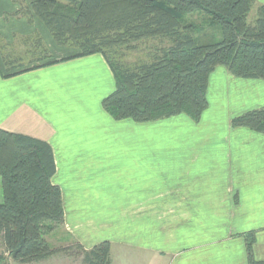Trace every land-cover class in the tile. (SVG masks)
Wrapping results in <instances>:
<instances>
[{
  "label": "crops",
  "instance_id": "0c3cea01",
  "mask_svg": "<svg viewBox=\"0 0 264 264\" xmlns=\"http://www.w3.org/2000/svg\"><path fill=\"white\" fill-rule=\"evenodd\" d=\"M19 7L0 0L3 54L34 35L61 53L40 22L14 15ZM113 89L99 54L0 75V128L51 146L65 233L84 249L110 242V264L118 245L132 248V262L143 252L149 264H247L243 235L253 231L264 261V134L230 125L264 106V79L216 67L197 122L116 120L101 103Z\"/></svg>",
  "mask_w": 264,
  "mask_h": 264
},
{
  "label": "trees",
  "instance_id": "16d2710c",
  "mask_svg": "<svg viewBox=\"0 0 264 264\" xmlns=\"http://www.w3.org/2000/svg\"><path fill=\"white\" fill-rule=\"evenodd\" d=\"M12 1L20 5L15 15L34 14L56 45L74 51L47 58L52 55L41 38L30 36L23 43L27 65L17 60L23 56L3 54L0 75L100 53L114 77V90L101 103L116 120L150 122L183 114L198 121L208 106V76L218 66L236 77L264 79V3L248 22L256 0ZM139 51H145L143 58L126 59ZM230 125L264 134V106L232 117ZM54 172L46 141L0 128V240L14 262L28 264L64 251L46 238L64 227ZM243 237L247 264H264L253 256L254 232ZM74 242L83 264H110V242L90 249Z\"/></svg>",
  "mask_w": 264,
  "mask_h": 264
},
{
  "label": "rangeland",
  "instance_id": "374dc122",
  "mask_svg": "<svg viewBox=\"0 0 264 264\" xmlns=\"http://www.w3.org/2000/svg\"><path fill=\"white\" fill-rule=\"evenodd\" d=\"M256 3V2H255ZM255 3L252 5V7H251V10H250V12L248 13V22H252L253 21V19L255 18V9H256V6H255ZM15 13L16 12H14V15H15ZM15 16H23L24 18H28V20L30 21V22H32V20L33 19H36L38 22H40L43 26H44V24L34 15V14H32V15H28L27 17H26V15H20V14H18V15H15ZM195 18H196V16H194ZM193 17V18H194ZM194 18V19H195ZM196 20H197V18H196ZM45 27V26H44ZM45 29H46V31L48 32V34L50 35V33H49V31H48V29L45 27ZM37 36V35H36ZM38 37H40L41 38V36H39L38 35ZM50 37H51V35H50ZM29 38V36H20L19 38H17L15 41H13V43H12V45H11V49L9 48V49H7V51H12L11 53H12V55L13 56H17V55H20V56H23V55H25V51H26V49L27 48H25V46H24V41H26V40H30V39H28ZM52 38V37H51ZM41 41L43 42V40H42V38H41ZM53 41V40H52ZM34 42H32L31 44H30V46L32 47V48H34V47H36L37 48V46L35 45V44H33ZM53 43H54V41H53ZM45 45V44H44ZM54 45H56L55 43H54ZM46 46V45H45ZM58 48H61V47H59L58 45H56ZM46 48H47V46H46ZM38 49V48H37ZM3 50L4 49H0V58H1V56L3 55ZM72 51H74L73 49L72 50H70V49H68V48H61V53H60V51H57V49H54V51H53V55H52V57H47V58H50V59H59V58H61V56H63V55H65L66 56V54H67V52H72ZM144 52L145 51H139V52H137L136 54H135V52H132V53H130V54H128L127 56H126V59L127 60H135V58H137V57H141V58H143L144 57ZM49 53H51L50 51H49ZM94 54H99V55H101L102 57H103V55L102 54H100V53H94ZM90 55H93V54H90ZM86 56V55H85ZM28 56H23V57H20L19 59H17L18 61H20V62H24L23 63V65H27V61L29 60V59H26ZM80 57V56H79ZM46 58V59H47ZM74 58V57H73ZM69 59V58H68ZM103 59H104V61L106 62V64L108 65V63H107V61L105 60V58L103 57ZM45 61V60H44ZM43 61V62H44ZM39 62H41V61H39ZM39 62H36L35 64H38ZM42 63V62H41ZM0 64H1V66H2V62H1V60H0ZM0 66V67H1ZM3 67V66H2ZM108 67H109V65H108ZM109 70H110V67H109ZM110 72H111V70H110ZM111 74H112V72H111ZM112 78H113V81H114V77H113V74H112ZM114 90V89H113ZM112 90V91H113ZM111 91V92H112ZM110 92V93H111ZM109 93V94H110ZM108 95V94H107ZM106 95V96H107ZM104 98V97H103ZM240 115V114H239ZM238 116V115H237ZM164 119H166V118H164ZM121 120V119H120ZM159 120H162V119H159ZM156 121V120H155ZM199 121V120H198ZM151 122V121H150ZM194 122H197V121H194ZM246 128V127H245ZM0 201H1V186H0ZM47 238V240L49 241V243L51 244V246L52 247H54V248H59V247H62V248H64V251H62V253L63 254H68L70 257H71V260L70 259H68L67 260V258H65L63 255H57V256H55V257H49V259H44L45 261H43V262H35L34 264H76L75 262H73V261H75V260H77L76 258H80V260H82V250L77 246V245H75V242L71 239V237H70V235H68L67 233H65V231H64V229L63 228H57V230L56 231H54L52 234H50L48 237H46ZM118 246H120V247H114V253H113V251H111V253H112V264H149V259H150V256L149 257H147V258H145V256H144V254H143V252H141V255L139 256V257H136L135 259H134V261L132 262L131 260H132V248H123V249H121L120 251H118V249H120L122 246L121 245H118ZM116 252V253H115ZM0 256H1V260H0V264H20V263H17V262H14V261H12L8 256H7V253L5 252V249H4V246L2 245V242H1V240H0ZM110 258H111V254H110ZM166 262H167V259L164 257V258H161V260L160 261H158V263L157 264H166ZM33 263V262H32Z\"/></svg>",
  "mask_w": 264,
  "mask_h": 264
}]
</instances>
